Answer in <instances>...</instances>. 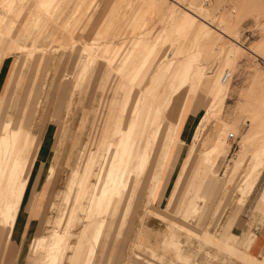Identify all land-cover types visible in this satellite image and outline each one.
<instances>
[{"label":"rangeland","instance_id":"rangeland-1","mask_svg":"<svg viewBox=\"0 0 264 264\" xmlns=\"http://www.w3.org/2000/svg\"><path fill=\"white\" fill-rule=\"evenodd\" d=\"M205 1L156 0L154 3L151 0H65L57 15L49 21L47 29L40 33L34 32L29 37L26 35L25 39L20 33L16 35L18 29L11 32L12 36L5 35L0 46V63L11 55L13 65L10 73L18 61L24 62V68L9 88V95L18 94L20 97L8 98L2 109L7 87L0 97V125L5 120L21 124L13 127L12 122L8 121L1 127L0 135L6 134L3 127L17 128L22 132L26 129L29 135L24 149L28 152L26 158L31 160L32 166L39 144L34 134L37 132L27 130L30 121L42 119L44 123L53 122L59 128L56 142L63 146L65 154L64 183L62 190L50 197L48 227L41 238L51 233L68 234V251L72 245L74 248L84 246L80 264H119V257L114 258L113 252L118 245L121 249L124 246L139 208L146 207V204L153 206L157 194L165 187L166 175L173 168L172 160H177L182 146L186 151L172 190L162 210L159 213L150 212L166 224L160 249L166 254L172 253L181 264H191L182 251L180 240L183 236L190 239L200 236L197 239L202 238V241L214 240L208 243L215 248H219L216 241L221 239L223 249L229 254L240 253L239 247L247 242L246 235H243L244 243L240 245L234 235L229 233L230 220L223 227V232L220 229L228 214L224 210L227 201L233 195H239V204L242 203L241 197L245 196V201L264 172V169L261 170L255 180V160L250 162L247 170V156L256 151L258 143L264 141V0H208L207 4ZM186 11L202 20L207 28L183 30V24L179 21L176 23L171 14L174 12L179 15ZM35 39L38 40L33 43ZM92 40L100 45L99 54L106 46H109L110 51L119 46L120 54L126 48L136 58L141 76L131 89L130 107L133 109L139 100L137 109L140 113L146 112L147 116L145 134L148 137L158 134V139L154 145L151 139L148 140L151 152L139 158L138 170L132 174L118 210L111 212L106 207L98 206L90 219L84 218V222L79 223V205L73 193L75 189L82 191L83 186L88 185L94 177V173L87 175V165L96 156L109 111L124 79L117 75L115 69L118 60L113 64L102 62V56L93 57L87 62L80 56L78 60L77 56L81 55L84 44ZM229 43L235 44L236 49L233 48L239 53L231 64H227V59L220 54L224 46L231 45ZM161 44L167 52H176L174 69L168 73L156 69L151 74L149 68L154 65L153 46ZM21 46L28 47L27 51L19 52ZM127 61L129 59L125 64ZM213 65L216 70L209 72L210 75L214 74L208 78L207 69ZM196 66H200V76L193 74ZM52 67V72L64 79L59 84L57 97L44 100L49 107L55 106L56 113L36 116L20 113L32 110L35 105L39 107V99L32 97L33 84L30 81ZM133 67L131 63L126 64L123 74L127 76ZM70 70H73L72 76ZM227 72L231 78L230 92L226 99L219 101L218 88L222 87L221 81ZM10 78L9 75L8 83ZM52 85H49V89ZM161 96L165 98L158 102ZM13 102L19 106L17 114L10 113L9 107ZM159 103L162 113L158 117L156 110ZM60 111L64 113L59 114ZM118 111L119 108H115L114 117ZM206 113L208 115L204 118ZM190 114L196 117L195 125L189 142L185 143L179 139V135L185 118ZM232 126L235 129L231 130ZM251 130H255L254 134L250 133ZM229 134H234L236 139L228 140ZM54 175L55 168L51 166L49 179ZM263 185L264 175L259 185V188H263L258 202L248 214L252 221L259 218V224H264V204L260 205L264 203ZM103 188L99 189L100 193ZM216 202L219 205L214 207ZM189 207L193 209L192 216L185 218ZM72 208L76 210L71 211ZM6 216L0 209V224L8 233L10 226ZM207 220H211L213 225L207 226ZM103 223L101 244L92 255L88 249L95 244L94 232ZM83 229H87L86 235L81 233ZM251 239L248 241L251 242ZM139 249L141 246H136L133 264L142 262ZM158 249L149 248L153 258H156ZM68 251H65L66 257ZM31 254L37 258V264H42L43 251L34 253L30 250ZM242 258L247 264H264L246 254H242ZM145 263L156 264L153 259L145 260Z\"/></svg>","mask_w":264,"mask_h":264},{"label":"bare ground","instance_id":"bare-ground-1","mask_svg":"<svg viewBox=\"0 0 264 264\" xmlns=\"http://www.w3.org/2000/svg\"><path fill=\"white\" fill-rule=\"evenodd\" d=\"M64 1L65 0H0V46L4 42L5 35L8 34L12 36L13 33L11 32H15L17 29L18 31H16L17 33L16 35L20 33L23 35L22 37L24 39L26 38V35L29 37L30 34H33L34 32L40 33L43 29H47L49 26V21L57 15ZM151 2L155 3L156 0H151ZM141 7H145V5ZM173 11L176 12L177 10L176 11L173 10ZM174 12L170 14L172 18L175 19L174 21L176 23L177 21H179L180 23L183 24L182 26L183 30H188V29L192 30L194 28H200V27H203V29L207 28V25H205V23H203L202 20H200L196 16L191 15L192 13L189 14V12L186 11L180 14L178 13L179 15H177L176 13L175 15ZM13 39L14 38H11V40ZM37 40L35 39L33 43H36ZM95 42L96 41L92 40L91 43L84 44V48H82V50L78 49V51L81 50L80 53L81 55L77 54L78 55L77 56L75 54L78 57V60L80 59V56L81 57L83 56L82 58H85V62H87L93 57H98V56L100 57L102 56L101 57L102 59L98 57L100 58V60H102V62L105 61L112 63L118 60L119 63L117 64L115 69L117 75H119L121 78L124 79L116 97L113 100L111 110L109 111L110 113L103 130L102 141L100 143L99 148L96 151V156L87 165V170H86L87 175L91 176L92 173H94V177L88 185L83 186L82 191L78 192L77 189H75L73 193L74 195H76L77 203L79 205V209H78L79 223L84 222V218H86L87 220L90 219L92 215H94V213L96 212L98 206L106 207L111 212L118 210L120 202L124 198L128 190V187L130 185L132 174L138 170L139 158H141V156L145 154L148 153L150 154L151 152L149 150L148 140L151 139L152 144L154 145V143L157 144V139H158V134L155 136L149 135V137L145 134L147 132L145 131V126L147 124V116H146V112L140 113L138 111L137 107L139 100L135 102L133 109L130 107L131 96L133 94L131 89L133 85H136L138 83V79L141 76L140 66L137 63L138 61L136 60L135 57H132V55H130L129 49L127 50L126 48H124L123 52L121 51L122 53L120 54L119 50L121 49L119 46L117 48L113 47L114 49H112L111 51L109 46L108 47L106 46L102 54H99V50L101 49V47L99 44H97L98 42L97 43ZM229 44L231 45L224 46L223 51L220 53L221 57L227 59V64L228 63L231 64L239 55V53H237L238 50L237 51L235 50L236 49L235 44L233 43H229ZM80 46L83 47V45ZM26 48L28 47L21 46L18 48V51L23 52L24 50H26ZM75 49L77 48L75 47ZM117 55H119V57L116 59ZM175 56H176V52L175 51H172L171 53L167 52V49L164 47V45L162 44L161 46L154 45L153 55H152V58H154V65L149 68L151 69V74L153 71L155 72L156 69L164 70L165 73L173 71L175 65L174 62ZM75 57H73V60L75 59ZM191 58L193 59V57ZM194 58L196 57L194 56ZM127 59H129V61H127L126 64L129 65L131 63L134 65V67L131 69L130 73L127 74L126 76L125 74H123L122 71L125 68L126 65L125 62ZM73 64L75 63L73 62ZM183 67L184 66H182V68ZM215 70H216L215 65L210 66L207 69V73H206L207 77L211 78L214 73L210 75L209 72L212 73L213 71L215 72ZM145 71H147V69ZM66 72L68 73V71ZM72 72L73 70H70L69 72L71 76L73 74ZM200 72H201L200 66H196V68L193 71V74L200 76L201 75ZM225 75H227V78H225ZM225 75L223 76V81H221L222 87L218 88L217 98L219 101L226 99L227 95L230 92V85H231L230 73L227 72ZM208 81L210 83L211 79ZM119 94L121 95L120 97ZM164 98L165 96H161L158 102H160V100H164ZM157 107L158 108L156 110V113L157 116L159 117L160 113H162L161 104L159 103ZM115 108H119L116 117H114ZM207 115L208 113H206L204 118H206ZM254 121L255 120L253 119V122ZM234 127L232 126L231 130H233ZM4 128L6 134L3 136L0 135V209L2 212L6 213L7 215L6 220L10 226V231L6 235V240L8 242L11 237V232L14 226V221L18 213L19 206L23 199L24 190H25L24 185L28 181V175H29L28 171L29 168L31 167V160H29V158L28 159L26 158L28 152L27 150L24 149L29 135L26 129L22 132V130L20 131L17 128H13V127L12 128L3 127V129ZM253 132L251 130L250 133L254 134ZM247 158L249 162L247 170L252 160H255L257 162L255 169H253L254 170L253 177L256 180L261 170L264 169V141L262 143L261 142L258 143L256 151L253 152L252 154H249ZM203 183L204 181L200 183L199 190H201L200 188ZM103 186L104 188L102 190V193H100L99 189ZM244 198L245 196L241 197L240 199L242 203L244 201ZM237 204L239 203L237 202ZM75 210L76 208H72L71 211H75ZM180 210L181 212L184 211L183 208H181ZM192 210H193L192 207L188 208L185 218H189L192 216L193 213ZM81 233L83 235H86L87 229H83ZM103 234H104V223L101 224L100 228L96 229L94 232L95 244L91 246V249H88L89 252L92 253V255L97 252V248L101 244ZM68 237H69L68 234H60V233H51L49 236H46L45 238H41L40 236V238H35V240L32 242L30 246V250L31 252L34 253L43 251L42 264H80V257L83 253L84 246L79 245L78 247L74 248L72 245L71 249L68 251L66 247V242L68 240ZM243 237L244 236L240 238L234 235V239L239 241L240 245L244 243ZM197 238H200V236H198ZM213 241L212 240L203 241V243L206 246H211L210 244ZM221 241H222L221 239H219L218 242L216 241V244L219 247L217 249L225 251L220 243ZM208 242H210V244ZM65 251H68L67 257L65 256Z\"/></svg>","mask_w":264,"mask_h":264},{"label":"crops","instance_id":"crops-1","mask_svg":"<svg viewBox=\"0 0 264 264\" xmlns=\"http://www.w3.org/2000/svg\"><path fill=\"white\" fill-rule=\"evenodd\" d=\"M12 65L11 55L4 58L0 63V97L7 87L1 109L4 108L3 106L8 98L20 97L18 94L15 96L9 95L11 94L9 88L10 85L14 84L20 77L21 70L24 68V62L22 61L20 63L18 61L13 72L10 73ZM52 69L53 67L49 71L46 70L41 76H35L34 80L30 81V83L33 84L32 90L34 94L32 97L39 99V107L35 105L32 110L21 111L20 113L34 116L56 113L55 106L51 105L49 107L48 102L44 101L52 97H57L58 92H60L59 84L63 81V77L53 73ZM9 75L11 78L8 83ZM51 83H53V85L49 89ZM69 95L67 98H69ZM13 103H11L9 107L10 113L17 114L19 113V106ZM58 113L63 114L64 112L60 111ZM195 118L196 117L192 114L187 115L185 118L179 135L181 141L185 143L189 142L193 126L195 125ZM8 121L12 122L13 127L18 125L14 124L12 120H5L1 123L0 129ZM58 129L59 128H57L53 122L44 123L42 119L30 121V126L27 130L31 133L37 132L34 134L38 138L39 145L34 153V161L29 171L23 199L18 209L11 237L7 243V230L0 224V264H37V258L30 255V246L34 238L46 234L45 229L48 227L47 216L50 197L61 191L64 183L63 164L65 162V154L62 148L63 146L56 142V132ZM185 151V147L182 146L177 160H172L173 168L166 175L165 179L167 181L165 187L157 194V199L153 206L146 204V207L139 208L127 233L124 246L121 249L118 245L117 250L113 252L114 258L119 257V264H133V254H137L134 252L138 245L141 246V250L139 249L141 254H138L142 257V262L136 264H146L145 260L149 259H153L156 264H181L175 259L172 253L166 254V252H163L164 250L160 249L162 246L161 236L166 229V224L150 214V212L159 213L162 210V206H164V202L167 200L172 190ZM51 166L55 168V175L52 179H49V170ZM263 173L243 204H237L240 198L239 195H233L232 198L227 201L224 210L228 212V214L226 218L223 219V224L220 229V232H223V227L230 220L231 228L229 233L240 238L246 235L247 238V242L239 247L240 253L246 254L262 263L264 262V224H259V218L252 221L248 214L255 209V205L258 202L260 192L263 188H259L261 179L264 175ZM158 200H160V203H158ZM263 204L264 203H261L260 205L262 206ZM218 205L219 203L216 202L214 207ZM206 222L207 226L213 225L211 220H207ZM250 238H252L251 242L248 241ZM201 239L197 240V238L194 237L190 239L187 236L181 237L180 242L183 248V254L191 260L192 264H247L242 258V254L239 252H236V254H229L215 247L206 246ZM150 247L159 248L156 251V258L151 256L149 251ZM136 260L139 261L137 258Z\"/></svg>","mask_w":264,"mask_h":264},{"label":"built area","instance_id":"built-area-1","mask_svg":"<svg viewBox=\"0 0 264 264\" xmlns=\"http://www.w3.org/2000/svg\"><path fill=\"white\" fill-rule=\"evenodd\" d=\"M205 3L207 4V3H209V1L206 0ZM225 78H227V75H225ZM235 139H236V136L234 134H229L228 140L234 141Z\"/></svg>","mask_w":264,"mask_h":264}]
</instances>
